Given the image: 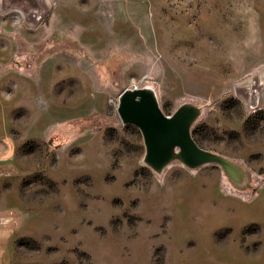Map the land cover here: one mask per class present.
Masks as SVG:
<instances>
[{
	"label": "rangeland",
	"instance_id": "1",
	"mask_svg": "<svg viewBox=\"0 0 264 264\" xmlns=\"http://www.w3.org/2000/svg\"><path fill=\"white\" fill-rule=\"evenodd\" d=\"M150 86L218 160H145ZM0 264H264V0H0Z\"/></svg>",
	"mask_w": 264,
	"mask_h": 264
},
{
	"label": "water",
	"instance_id": "2",
	"mask_svg": "<svg viewBox=\"0 0 264 264\" xmlns=\"http://www.w3.org/2000/svg\"><path fill=\"white\" fill-rule=\"evenodd\" d=\"M117 113L123 123L136 125L143 136L145 160L156 168L162 167L178 150L180 160L189 166L199 165L218 157L200 148L191 138L189 124L193 109L181 106L171 115H163L154 96L144 88L124 89L118 97Z\"/></svg>",
	"mask_w": 264,
	"mask_h": 264
},
{
	"label": "bare ground",
	"instance_id": "3",
	"mask_svg": "<svg viewBox=\"0 0 264 264\" xmlns=\"http://www.w3.org/2000/svg\"><path fill=\"white\" fill-rule=\"evenodd\" d=\"M147 93H150L152 96L154 95L153 89L150 86L144 88Z\"/></svg>",
	"mask_w": 264,
	"mask_h": 264
},
{
	"label": "built area",
	"instance_id": "4",
	"mask_svg": "<svg viewBox=\"0 0 264 264\" xmlns=\"http://www.w3.org/2000/svg\"><path fill=\"white\" fill-rule=\"evenodd\" d=\"M138 87H137V83L135 82V81H132L131 83H130V87H129V89H137Z\"/></svg>",
	"mask_w": 264,
	"mask_h": 264
}]
</instances>
